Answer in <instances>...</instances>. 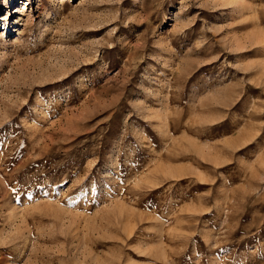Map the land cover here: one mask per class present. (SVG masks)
<instances>
[{
	"label": "rangeland",
	"instance_id": "374dc122",
	"mask_svg": "<svg viewBox=\"0 0 264 264\" xmlns=\"http://www.w3.org/2000/svg\"><path fill=\"white\" fill-rule=\"evenodd\" d=\"M0 264H264V0H0Z\"/></svg>",
	"mask_w": 264,
	"mask_h": 264
},
{
	"label": "bare ground",
	"instance_id": "6f19581e",
	"mask_svg": "<svg viewBox=\"0 0 264 264\" xmlns=\"http://www.w3.org/2000/svg\"><path fill=\"white\" fill-rule=\"evenodd\" d=\"M4 3L6 6H8L10 3H12V0H4Z\"/></svg>",
	"mask_w": 264,
	"mask_h": 264
}]
</instances>
